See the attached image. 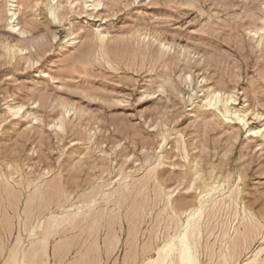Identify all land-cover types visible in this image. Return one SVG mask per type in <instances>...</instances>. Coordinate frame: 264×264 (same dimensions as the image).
I'll use <instances>...</instances> for the list:
<instances>
[{
  "label": "rangeland",
  "instance_id": "rangeland-1",
  "mask_svg": "<svg viewBox=\"0 0 264 264\" xmlns=\"http://www.w3.org/2000/svg\"><path fill=\"white\" fill-rule=\"evenodd\" d=\"M96 196L41 262L264 264V0H0V264Z\"/></svg>",
  "mask_w": 264,
  "mask_h": 264
},
{
  "label": "bare ground",
  "instance_id": "bare-ground-1",
  "mask_svg": "<svg viewBox=\"0 0 264 264\" xmlns=\"http://www.w3.org/2000/svg\"><path fill=\"white\" fill-rule=\"evenodd\" d=\"M201 80L205 81L204 78L201 79ZM209 95L210 96L207 98V104L209 106H214L219 101H222L223 100L224 101V106L226 107V111L227 112H230V113H232V112L233 113L234 112L236 113L237 112V109H235V108H234V110L229 109V105H231V104H237V98H235V96L233 94H228V95H225L224 96L223 93H222V91L214 90ZM17 107L18 106H16V108ZM16 108H12V109H16ZM18 109H21V107H18ZM236 115L238 117V120L241 121L240 124L243 123V122H244V124H247L248 123V121L246 119L247 118V115H246L245 111H244L243 114H239L238 113ZM250 130L252 132L251 134H258V133L260 134V132H261V128H259V129L258 128H251ZM107 197H109V195ZM97 202H98L97 196L96 197H92L88 201L87 205H79V206H77V208L73 212L72 211H69V212L67 211L66 212L67 214L54 215V216H51L46 221H43V222L41 221L42 223H40L39 225L36 224L37 226L34 227L33 230L31 229L32 231H31V235L30 236H31L32 241H31V245L27 249V251H23V253H22L21 252V249H19V247H16L11 252V254H10L9 258L7 259V261L5 262V264H46L44 261L43 262H41V261L44 260V257L46 255H48L47 254V246H48L47 244H48L49 237L51 235H53L59 227L62 228L61 226L65 222H68L69 223V221H70V223H71L75 218H77L79 216V214L81 212H83L82 210L84 209V207H88V209H91V208H93L94 205H96ZM206 205H208V203ZM208 206H207V208H208ZM207 208H205V209H207ZM203 209H204V206L203 207H200L197 210H194L191 213H189L188 219L185 220V222L182 223V225L180 226V228L178 227L179 230L176 227L178 231L176 232L174 230L176 232V233L174 232V235L172 234V236H169V237L167 236L168 239L165 240V243L162 246H160V248L157 251L158 256L155 257V258H150L149 261L147 260V264H200L199 261H198V257L196 255V249H195L196 248L195 247L196 246L195 245L196 238L199 239L200 237L197 236L195 238V234H196L195 233V230H196V228L198 226V223L201 220V216H202V213H203ZM179 211L180 210H178V212ZM186 211H187V209H186ZM87 212H91V210L90 211H87ZM177 214H179V213H177ZM180 214H182V213H180ZM173 217L175 219V216H173ZM175 220H177V219H175ZM177 224L175 222L174 225L177 226ZM37 228H40L39 231L41 230V234L37 233ZM198 228H199L198 231L200 232L201 231L200 230V226ZM59 231L60 230H58L57 233ZM36 234H39L40 236L38 235V237L36 238ZM199 236H201V234ZM151 245H152V243H151ZM57 250H58V248H57ZM145 252H147V251H145ZM259 252H258V254L260 255ZM227 256H228V254H227ZM255 256L253 257V259H254L253 261H255ZM256 257H258V256H256ZM251 261L252 260L250 259V261H249L250 263L249 262H246L245 264H251ZM227 262H228V259H227ZM257 262H255V263H257ZM255 263L253 262V264H255Z\"/></svg>",
  "mask_w": 264,
  "mask_h": 264
}]
</instances>
